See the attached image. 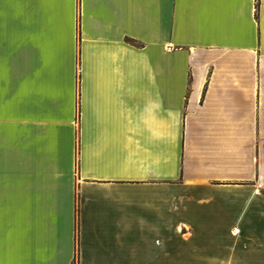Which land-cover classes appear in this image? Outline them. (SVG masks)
<instances>
[{
    "label": "crops",
    "instance_id": "1",
    "mask_svg": "<svg viewBox=\"0 0 264 264\" xmlns=\"http://www.w3.org/2000/svg\"><path fill=\"white\" fill-rule=\"evenodd\" d=\"M0 264H264V0H0Z\"/></svg>",
    "mask_w": 264,
    "mask_h": 264
}]
</instances>
